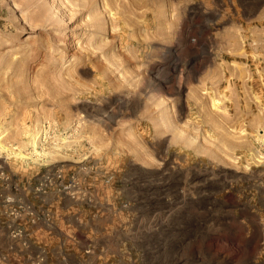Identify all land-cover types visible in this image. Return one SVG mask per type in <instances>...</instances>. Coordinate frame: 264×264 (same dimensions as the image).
Here are the masks:
<instances>
[{
  "label": "rangeland",
  "instance_id": "374dc122",
  "mask_svg": "<svg viewBox=\"0 0 264 264\" xmlns=\"http://www.w3.org/2000/svg\"><path fill=\"white\" fill-rule=\"evenodd\" d=\"M0 143V264H264V0H0Z\"/></svg>",
  "mask_w": 264,
  "mask_h": 264
},
{
  "label": "built area",
  "instance_id": "2783aa9c",
  "mask_svg": "<svg viewBox=\"0 0 264 264\" xmlns=\"http://www.w3.org/2000/svg\"><path fill=\"white\" fill-rule=\"evenodd\" d=\"M37 129L35 150L38 153L32 150L31 154L41 157L42 150L48 144L47 141L50 138L48 136V122H41ZM30 183L31 194L26 198V201H18L12 196L0 197V202L2 203L0 206V227L12 234V236L22 232L23 228L19 227L18 220H24L27 226L32 228L36 227V225L42 226V224L47 222L49 210L43 206L44 202L39 198L40 195L51 193L57 197L56 199L66 195L73 200H77L80 193L77 181L73 177L66 179L60 168H55L50 172L46 170L39 177H33ZM36 201L41 203L37 204L35 203Z\"/></svg>",
  "mask_w": 264,
  "mask_h": 264
},
{
  "label": "bare ground",
  "instance_id": "6f19581e",
  "mask_svg": "<svg viewBox=\"0 0 264 264\" xmlns=\"http://www.w3.org/2000/svg\"><path fill=\"white\" fill-rule=\"evenodd\" d=\"M38 124H39V123H38ZM37 130H38V129H35V130H34V133H32L31 136L29 137V139H31V141H34V142H35V138H36V135H37ZM35 143H36V142H35ZM0 148H4V147L1 145V143H0ZM31 148H32L33 152L38 153V152L35 150L36 145H35V147L32 146ZM17 155H18V157L23 158V159H25V160L28 159V158L30 157L27 153L24 154V153H22V152H20V151L17 153Z\"/></svg>",
  "mask_w": 264,
  "mask_h": 264
}]
</instances>
